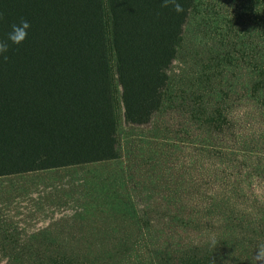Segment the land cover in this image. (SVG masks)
I'll return each mask as SVG.
<instances>
[{
    "label": "trees",
    "instance_id": "16d2710c",
    "mask_svg": "<svg viewBox=\"0 0 264 264\" xmlns=\"http://www.w3.org/2000/svg\"><path fill=\"white\" fill-rule=\"evenodd\" d=\"M178 2L184 8L181 13L162 8V0H0V38H6L21 18L30 24L21 44L9 42L3 54L8 59L0 55V178L114 162L121 156V110L123 124L145 126L166 105L172 107L169 71L190 15L204 4L203 0ZM236 22L253 27L255 38L254 45L244 44L243 50L254 52L252 83L239 89L237 100L243 104L252 99L264 109V0H240L229 23ZM230 92L222 90L209 108L197 94L189 111L191 125L184 133L194 135L199 146L173 145L184 153L177 165L181 175L186 174L192 185L200 178L210 182L208 188H193L195 202L190 210L177 192H160V204L169 212L166 220L150 218L147 211L140 216L125 185L127 174L112 178L94 174L84 187L87 194L101 198L96 207L85 198L80 202L84 207L77 214L89 220L80 242L105 247L30 248L25 253L27 264H220L224 255L243 264L239 235L264 233V158L259 157L264 138L254 140L249 129L239 140V160L236 149L222 152L218 142L229 137L234 127ZM257 141L262 150L253 149ZM238 165L241 175L236 172ZM225 167L235 170L223 173ZM166 168L172 173V166ZM122 179L123 193L116 191ZM245 183L255 184L242 186ZM180 189L182 185L176 187ZM248 190L260 201L258 209L238 200L247 198ZM115 209L122 212L118 217L123 228L129 222L143 230L138 237L125 230L123 234L95 231V226L112 221ZM210 220L217 223L214 229L207 223ZM194 227L198 230L191 236L188 230ZM68 238L64 241H77L76 236Z\"/></svg>",
    "mask_w": 264,
    "mask_h": 264
},
{
    "label": "rangeland",
    "instance_id": "374dc122",
    "mask_svg": "<svg viewBox=\"0 0 264 264\" xmlns=\"http://www.w3.org/2000/svg\"><path fill=\"white\" fill-rule=\"evenodd\" d=\"M203 1L204 4L200 5L199 11L192 13L185 25L182 45L169 71L172 107L166 105L152 123L145 126L123 124L121 110L119 121L121 156L118 160L103 166L92 164L0 178V264H27L25 253L30 248L86 251L87 248L97 250L105 247L101 243L92 246L80 242V235L89 230L87 228L89 223H86L89 220L77 214L80 207H84V203L81 205L80 202L85 198L91 206L96 207L101 198L100 195L87 194L84 187L86 180L96 176L94 174L107 173L110 178L127 174L125 185L133 194V200L137 202L136 205L141 211L140 216L143 211H147L150 218L159 222L166 220L169 212L160 204V192L171 194L177 192L176 197L182 199L190 210L192 203L195 202L192 197L193 188L195 187V190L200 186L201 189L208 188L210 182L200 178L192 185V182L186 179L188 177L186 174L181 175L177 165L178 159H181L184 153L175 151L173 145L189 144L193 148L199 146L194 143L197 142L194 135L184 133V128L191 125L189 111L196 103L197 94L203 97L202 103L209 108L219 100L222 90L227 88L231 90V98L234 97L230 103L235 116L234 127L229 137H222L218 142L222 146L220 147L222 152L236 149L239 160L242 150L239 140L249 129L254 140L264 138V109L252 99L243 104H239L241 102L237 100L239 89L246 88L252 83L250 56L253 57L254 52L243 50L244 44L255 43L253 27L237 22L231 26L229 23L236 15L240 0ZM261 55H264L262 50ZM253 149L262 150L261 142H255ZM150 151L153 153L156 151L157 155H152ZM259 157L264 158V152ZM166 166H172V173L165 172ZM228 170L235 169L226 167L222 169L223 173L230 174ZM241 170L242 166L238 165L237 175L242 174ZM118 184L121 188L116 187V191L123 193V179ZM178 185H182V189L176 190ZM253 185L247 186L245 183L242 186ZM261 185L264 186V175ZM220 188H224L223 183L220 184ZM248 193L250 195L247 198L242 197L238 200L244 206L258 209L260 201L251 197L250 190ZM117 206L122 207L123 211L122 203ZM121 211L115 209L112 213L116 218L110 217L112 221L95 226V231H99L100 228L105 234H123L125 230L128 234H135L138 237L143 230L129 225V222L127 228H123V219L118 217ZM207 223L211 229L217 226V223L211 220ZM196 230L198 227L190 228L188 231L192 236ZM72 234L74 235L70 236ZM75 236L77 241L75 239L72 242L64 241L65 238L68 240L70 239L68 237ZM237 239L240 262L251 264L255 250L260 244H264V233L251 236L242 232ZM110 246L113 247L114 244ZM220 264L241 263L224 255L220 258Z\"/></svg>",
    "mask_w": 264,
    "mask_h": 264
},
{
    "label": "clouds",
    "instance_id": "9594fccd",
    "mask_svg": "<svg viewBox=\"0 0 264 264\" xmlns=\"http://www.w3.org/2000/svg\"><path fill=\"white\" fill-rule=\"evenodd\" d=\"M161 7H171L177 13L184 11L182 4H180L178 0H162ZM2 15L3 14L0 13V17H2ZM29 28V22L23 18H21L19 23L12 24L11 31L7 34V37L0 38V55L7 53L9 49V42L13 44H21L27 38ZM3 59L7 60L8 57L3 55ZM210 242L213 246H215L216 239L214 236L210 237ZM251 264H264V244H260L255 250Z\"/></svg>",
    "mask_w": 264,
    "mask_h": 264
}]
</instances>
